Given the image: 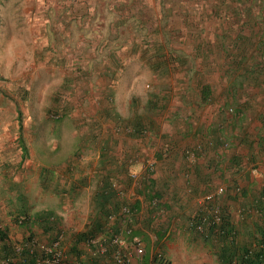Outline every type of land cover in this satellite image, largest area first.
Returning <instances> with one entry per match:
<instances>
[{"label":"rangeland","instance_id":"374dc122","mask_svg":"<svg viewBox=\"0 0 264 264\" xmlns=\"http://www.w3.org/2000/svg\"><path fill=\"white\" fill-rule=\"evenodd\" d=\"M201 1L205 11L213 5L218 16L228 18L232 34L239 32L237 18L248 19L243 21L248 36L238 33L220 42L230 52L231 85L244 88L245 81L244 94L252 97L259 90L251 85L259 82L264 95V0ZM179 4L180 0H0V228L7 234L5 244L0 241V255H5L6 244L14 248L30 239H50L43 231L49 225L66 232L68 241L80 240L83 233L111 234L118 225L122 231L127 216L112 213L115 198L103 202V189L111 185L116 201L132 206L130 192L135 189L128 191L133 183L129 170L138 171L125 155H117L116 147L129 144L130 120L146 128L170 96L161 91L176 81L174 74L158 72L167 61L158 53V31L148 40L140 21L146 16L167 26L170 17L179 15ZM172 26L163 34L170 49L176 46ZM120 29L122 39H138L140 56H114ZM169 59L174 64V58ZM246 61L252 69L245 68ZM251 165L257 174H251ZM230 169L229 184L221 185L226 192L214 202L233 218L237 239L255 243L258 217L248 212L242 181L256 177L260 163L243 154ZM229 202L237 207L235 215ZM133 209L134 221L138 212ZM153 219L151 237L134 229L148 256L164 251L169 262L177 264L166 255L175 247L166 245L178 235L188 243L186 252L181 249L187 256L182 264H221L217 244L205 233L193 227L168 232L161 216ZM143 222L138 223L144 227Z\"/></svg>","mask_w":264,"mask_h":264},{"label":"crops","instance_id":"0c3cea01","mask_svg":"<svg viewBox=\"0 0 264 264\" xmlns=\"http://www.w3.org/2000/svg\"><path fill=\"white\" fill-rule=\"evenodd\" d=\"M204 4L205 1L201 0H180L179 15L170 17L167 26L161 21L153 23L152 18L149 20L146 16L140 21L148 40L153 39L154 30L158 31L155 33L160 43L158 53L167 60L159 65L158 72H170L176 77V81L172 80L165 86L168 88L161 91L170 96L163 102L165 106L157 109L159 113L145 124L147 129L144 133L137 134L136 124L130 120L129 144L123 149L119 145L115 150L117 155H125L140 174L139 182H130L128 191L135 189V192H130V201L138 212L133 223L145 237H151L149 232L154 228V216H161V222L166 221L168 232L191 229L190 218L200 215L199 200L218 185L229 184L231 165L239 161L243 154L251 155L261 167L256 177L242 181L246 188L247 205L264 191V95L260 94L259 82L251 85L259 90L252 97L244 94L248 85L245 81H242L244 88L231 85L228 79L232 69L228 59L230 52L220 42L230 40L238 33L248 36V29L243 27V21L248 22V19L237 18L239 28L236 30L239 29V32L232 34L228 18L218 16L213 5L205 11ZM151 7L149 5L150 13ZM169 26H172L171 39L176 40V46L171 49L166 46L163 35L170 30ZM122 33L120 29V43L114 46V56L118 59L140 56L142 52L136 47L138 39L132 36L122 39ZM244 55L248 57L249 53ZM170 56L174 58V64H170ZM245 65L247 70L252 69L247 61ZM165 81L162 79L160 83ZM155 88L158 92L159 86ZM237 92L240 94L237 95ZM230 107L235 108V113L228 111ZM224 142L229 145L225 147ZM196 144H201L203 150L191 160L185 156V151ZM105 150L103 148L102 152ZM147 161H152L153 170H147ZM153 198L159 200L158 208L150 206ZM229 205L235 215L237 207L233 202ZM139 219L144 220V227L138 223ZM175 237L173 244L166 245H173L175 249L168 250L166 255L175 263L182 264L187 256L184 257L181 249L184 251L188 243L184 245L181 237Z\"/></svg>","mask_w":264,"mask_h":264},{"label":"built area","instance_id":"2783aa9c","mask_svg":"<svg viewBox=\"0 0 264 264\" xmlns=\"http://www.w3.org/2000/svg\"><path fill=\"white\" fill-rule=\"evenodd\" d=\"M228 145L224 142L225 147ZM202 150V145L196 144L186 149L185 156L194 160ZM145 165L148 171L153 170L152 161H147ZM249 171L257 174L258 169L251 165ZM129 176L136 184L139 182L140 174L136 171L129 170ZM236 190H240L239 187ZM225 192V186H218L199 200L200 215H196L197 219H191V225L198 232L204 233L206 226H215L222 222V208L214 201ZM149 204L152 208H158L159 200L153 198ZM120 213L127 216V219L124 220L122 231L118 233L88 236L76 242L68 241L66 232L59 231L45 241L34 238L19 243L14 247L16 256H0V264H144L147 261L151 264L153 260L161 264H172L163 252L157 251L154 258L147 255L144 244L134 234V211L130 206L123 205ZM123 234L129 239L124 238Z\"/></svg>","mask_w":264,"mask_h":264},{"label":"trees","instance_id":"16d2710c","mask_svg":"<svg viewBox=\"0 0 264 264\" xmlns=\"http://www.w3.org/2000/svg\"><path fill=\"white\" fill-rule=\"evenodd\" d=\"M136 131L139 134H143L146 128L141 129L143 125H136ZM135 132V131H134ZM240 165V166H239ZM238 167H241V162L237 164ZM109 188V189H108ZM111 185H107V188L105 187L103 189L105 194L102 193V196H104L103 202H110V199H114L113 203H111V210L112 213H120L121 208L123 207L122 202L119 200L116 201V191L110 190ZM103 204V203H101ZM104 208L107 210V205L103 204ZM131 207V209L134 211L133 208H135L134 205H128ZM248 212L253 210V213L256 214L258 219L256 220L257 227L259 232L257 231L258 237L256 239V242L252 243L251 241H241L238 240L236 237V232L234 229L233 224V218H231V215L229 212L227 213L226 209H223L222 207V222L219 225L215 226H206L205 229V235L206 237H209L218 248L219 253V260L221 264H264V191H261L258 193L251 201V203L247 206ZM110 212V210H107ZM252 212V211H251ZM193 218L197 219L198 216H194ZM50 220V218L48 219ZM119 225L113 227L114 230L113 233H118L119 231ZM194 228V226H191ZM195 230V228H194ZM43 231L47 234V237L50 238L55 233H58L57 229L55 227H52V225L45 226L43 228ZM92 234L90 233H83L79 236L76 242L82 241L85 239V237H88ZM84 237V238H83ZM7 240V234L3 232L0 228V241L4 242ZM5 249V255L0 256H16L15 249L10 248L7 244L3 246ZM73 249V248H72ZM22 255H25L23 253Z\"/></svg>","mask_w":264,"mask_h":264}]
</instances>
